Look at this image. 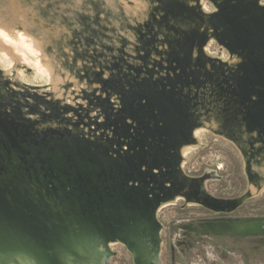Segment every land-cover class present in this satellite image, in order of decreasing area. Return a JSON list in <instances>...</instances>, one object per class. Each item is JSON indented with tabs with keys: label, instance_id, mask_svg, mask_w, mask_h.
<instances>
[{
	"label": "rangeland",
	"instance_id": "374dc122",
	"mask_svg": "<svg viewBox=\"0 0 264 264\" xmlns=\"http://www.w3.org/2000/svg\"><path fill=\"white\" fill-rule=\"evenodd\" d=\"M218 1L84 0L77 8L75 0H0V29L21 56L19 61L0 59V197L14 201L12 210L26 218L37 213L41 219L35 224L47 234L60 225L59 215L45 205L47 198L62 212L60 235L67 243L72 239L78 251H103L97 232L108 236L117 225L115 234L130 230L125 199L130 183L142 184L131 176L147 175L149 166L137 163L145 159L148 145L173 146L182 139L177 127L187 130L204 117L216 115L221 129L229 131L247 123L254 106L239 101L244 86L236 79L258 82L264 56L254 51L252 37L264 36V24L255 28L252 22L258 25L263 13L253 1L231 0L241 19L250 20L251 14L252 21L229 25L223 21L228 3ZM24 29L34 32L35 40ZM215 32L218 36H212ZM220 37L245 47L230 51ZM261 84L254 89L264 90ZM183 108L188 109L184 122ZM243 129L240 144L204 126L195 130L197 142L181 148V166L183 174L206 179L214 196L242 198L251 192L237 215L264 221V143L251 144V138L264 135L247 124ZM170 158L166 170L172 169ZM45 211L47 217L40 215ZM205 215V208L185 207L182 199L163 202L156 255L129 240L108 238L109 264L151 258L161 264H264V224L245 235H198V225H190L198 234L184 231L188 220ZM59 252L74 264V253ZM25 257L19 255L22 262Z\"/></svg>",
	"mask_w": 264,
	"mask_h": 264
},
{
	"label": "water",
	"instance_id": "95a60500",
	"mask_svg": "<svg viewBox=\"0 0 264 264\" xmlns=\"http://www.w3.org/2000/svg\"><path fill=\"white\" fill-rule=\"evenodd\" d=\"M232 1L226 0V4L228 3L226 11L229 12L230 14L229 13L227 15L225 14L223 16V21L228 22L229 25L234 23L235 21H238L239 23H246L247 21L249 22L252 21L251 14H250V17H251L250 20L245 21L244 19H241V15H240L241 13L235 11V8L231 4ZM251 1L255 2V7L258 8L263 13V18L261 21L257 23L258 25L255 26V24L252 22V25L255 28H258L259 25L264 24V9L258 6L257 1L255 0H251ZM229 17L232 18L230 21H229ZM215 35L218 36L217 32L212 34V36H215ZM224 36L228 40L232 38V36L227 32L225 33ZM208 37L209 36H206L205 38L206 40L204 41V44L207 43L209 39ZM263 37L264 36L262 35V33L259 34L258 37H252V43L254 46L253 49L256 52V54H263L264 56V49L260 47V45L264 43ZM219 40L224 42L228 46L230 51H233V52L236 51L235 49L231 48V45L227 44L222 37H220ZM199 48L202 49V45ZM260 62L258 61L256 64H260ZM228 64L229 63H227V65ZM251 66H255V65H251ZM241 67L242 66L239 67L240 70L242 69ZM245 68H246V65H245ZM249 69L250 68L248 66V70ZM256 76H257L258 82L260 81L259 83L254 78H253V81L252 79L245 80V78L243 80L237 79V81L240 87L244 86V91H242L241 93L247 96L246 101L244 102V105L247 106L248 102H250V104H253L254 110L255 109L257 110V113L252 117V121L254 122V124H251L252 126H255L256 128H250L251 125L250 126L248 125L249 130L255 131L258 128L263 127L262 133L264 134V90L263 92L261 91V94L263 97L260 102H258L257 99L254 100L253 98L257 96L255 93V89H254L255 84L262 85L261 83H264V67L260 66V69L257 71ZM250 84H254L253 85L254 90H250V86H249ZM183 109L185 110V114H184L185 116L183 120L184 122L185 120H187L188 112L186 110L188 109L186 108H183ZM175 114L176 113H174V115ZM175 116L177 117V115ZM180 124H182V122ZM258 124H260V126ZM177 126L179 125H176L175 127ZM191 127H193V125H191L190 127L187 126L186 127L187 131H190ZM240 127H241L240 125H236V127H233L234 130L233 128L232 129L229 128L231 131H227L228 133L224 130H221V133H223L224 135H227L232 140H234L236 143L240 144V141L237 139L238 136H235L236 129L240 130ZM180 128H182V126H180ZM177 129L179 128L177 127ZM191 135H192L191 132H187L186 134H184V136L182 134H179V137L180 136L182 137L180 141L184 142V141H188L189 139H194V137L193 136L191 137ZM239 146L241 147V145ZM141 163L146 164V160L145 159L142 160ZM44 201H46L45 205L48 206L47 209L51 210L49 212L53 213L52 215H59L58 223L60 224V225L54 224L53 226H51L47 234L42 232L44 227L40 230L41 226L39 225L37 226L35 224L36 222H40V219H41L40 216L37 215V213L31 212L30 216H28L27 218L25 216L23 217V215H21L20 212L12 210V208L15 207L14 201H11L5 195H2L0 197V254H10V255L16 254V255H26L27 256V258L25 257L26 260L24 263H22L16 255L10 258L6 256V259L9 260L8 264H67L66 259H63L59 252V250H62V248L63 249L65 248L71 254L74 253L75 255V260L73 261L74 264H78L77 263L78 261L80 262V264H109V261L107 259V254H106V252L108 253L111 250L109 248L108 238L107 239L103 238L101 234H99V236L102 237L103 241L98 242L96 244L98 246H100L99 244H101V246H103L104 248L103 251L98 250V249L94 252L91 251L90 249H86V251L84 252L78 251L76 248H74L73 240L71 238H69L71 239V241H69L70 243H67L65 235L64 234L60 235L61 232L64 233L65 231V229L63 228L64 222L62 224L61 221H59L60 219L63 220V218H61L60 216L62 212H58L56 210L57 207L53 206V204L49 202L47 198H45ZM51 207H55V209ZM40 215L42 216L46 215L47 217L48 214L45 211V213L42 212V214ZM25 218L30 223L29 226L27 224V221L25 222L24 220ZM54 219H57V218L55 217ZM263 222L264 221H258V222L255 220L239 221V220L230 219V221L228 222L222 221L218 223H206L201 226L202 229H197V232L205 233V234L214 233V234H221V235H241V234L245 235V234L251 233L252 231L259 230L260 226H263L264 224ZM37 233H39L40 236H37L36 235ZM90 242L91 241L87 243H90ZM156 251L157 250H154V255H156ZM23 257L24 256H22V258ZM0 264H2L1 259H0ZM154 264H161V263L157 259H155Z\"/></svg>",
	"mask_w": 264,
	"mask_h": 264
},
{
	"label": "flooded vegetation",
	"instance_id": "af4514ba",
	"mask_svg": "<svg viewBox=\"0 0 264 264\" xmlns=\"http://www.w3.org/2000/svg\"><path fill=\"white\" fill-rule=\"evenodd\" d=\"M255 1L258 2V6H262V7L264 6L262 3H260V0H255ZM236 42H239V41L236 40ZM236 42L233 41L234 46ZM234 46H231V48L235 50L237 48L238 51L242 47V45H239V44H237V46L235 47ZM244 47L245 45L242 48ZM246 50L247 49H244V54L247 52ZM225 64H227V62H225ZM234 74L235 72L233 73V83L237 77V76H234ZM261 91L263 92L262 89L260 90L255 89V93L258 96V99H257L258 102H260L263 97L261 94ZM224 93L231 95L232 90L229 88H226ZM240 96L242 97V100L240 99L239 101L245 102L247 96L243 94ZM253 110L254 109H252V111ZM250 113L252 116L247 114V116L245 117L246 122H247L246 124L249 126L251 124H254L251 117H253L257 113V110L255 109L253 112H251L250 110ZM258 125L260 126V124ZM250 128H256V127L251 125ZM258 130L261 131L262 135H264L262 133L263 127L258 128ZM251 139H252L251 144H254L253 143L254 141L264 143V138L263 139L251 138ZM188 141H193V140L189 139ZM157 143L159 145H156V142H155V144L153 143L151 145H148L147 148H145L146 149V152H145L146 165L149 166L147 169V175H145L144 177H139L141 174L140 175L133 174L131 176L136 181L139 178L142 184L139 185V184L130 183L129 185H130L131 190L126 195L125 203L128 206L129 211H131V212H126L127 215L125 216L126 218L128 216L129 218H131V221L127 220L128 222H126V224H128L127 227L130 229L129 232L124 233V232L119 231L116 234L113 233V231L118 229L117 227L119 226L117 225L115 228L113 226L111 227V230L109 231L108 236H106L107 233L105 231L103 232L100 231L99 233L97 232V234H101L103 238H106V239L109 238L110 240L111 238L112 240H114L115 238H119L122 240L123 239L129 240L130 241L128 242L129 245L132 246L133 244H137L145 248L144 251L146 254L148 251L151 254L152 249L158 250V247L156 244H158V241L160 240L159 231L161 230L160 228L162 224L157 219V212L161 204L163 202L175 201V200L178 201L180 199L184 201L185 207L190 206V205H196L198 207L205 208L209 212L208 216L205 215L204 217L198 218V220L197 219L192 220V221H196L195 224L190 223L192 221L188 220L189 222L188 228L184 229V231L188 233H192V234L199 233L198 235H200V232L196 233L197 231L195 232L191 230L190 228H192V226L190 225H198L197 228L202 229L201 226L206 223H218L222 221L228 222L230 221V219L239 220V221H245L249 219V218H245V217H241L237 215V211L241 208L243 197L242 198H239V197L238 198H221V197L214 196L212 193H210V191L204 184V181L206 179H204L203 177H200V178L190 177V176H187V174L185 173L183 174V170H182L183 168L181 166L182 158L180 157L181 153L180 151H178L176 147L178 146L180 148V146L182 145V142L180 141V139L177 142L176 141L173 142V146H169L166 142L161 144L157 141ZM261 149L262 148H259V150ZM170 157H172L173 159L172 165H171L172 169L166 170L164 168L165 167L164 163H165V160H169L167 158H170ZM138 164L140 165L141 162L137 163V167L139 166ZM133 166L136 167V165H133ZM155 167L156 169H160V171L154 170ZM140 171H143V169L142 170L140 169ZM255 176L257 177L256 174ZM256 177L254 178V176H252L251 179L255 180ZM179 196H182V197H179ZM190 202H194V204L192 203L190 204ZM126 235H128V237H126ZM151 255L153 256V254ZM151 259H150V262L143 261L140 264H154V259L153 261H151Z\"/></svg>",
	"mask_w": 264,
	"mask_h": 264
},
{
	"label": "bare ground",
	"instance_id": "6f19581e",
	"mask_svg": "<svg viewBox=\"0 0 264 264\" xmlns=\"http://www.w3.org/2000/svg\"><path fill=\"white\" fill-rule=\"evenodd\" d=\"M1 21V20H0ZM2 22V21H1ZM4 25V24H3ZM21 26V25H20ZM27 27H29V26H27ZM2 28H5V30H7V28L5 27V25L2 27ZM15 28H17L18 30H20V27H18V26H16ZM9 30V29H8ZM17 30V32L15 31V33L14 34H16V33H19V31ZM24 30H26V29H24ZM34 31V30H33ZM26 32H28V34L29 35H26L27 37H28V39L30 40V38H32L33 40H35L33 37H35L36 35H35V33L34 32H32L30 29L29 30H26ZM37 33V32H36ZM38 34H39V32H38ZM41 34V33H40ZM23 36V35H22ZM25 36V35H24ZM37 37V36H36ZM7 38H8V35L7 34H5V32L2 30V29H0V59H2V60H5L6 62H8V60L10 59V60H21L20 59V57L21 56H19L18 54L16 55V53H15V51L14 50H18V48L16 47L17 45H16V43L15 44H13L11 41H9V40H7ZM12 38V37H11ZM39 38V37H38ZM37 38V39H38ZM3 39L4 40H7V41H3ZM27 40V39H26ZM32 42V41H31ZM11 44V45H10ZM16 45V46H15ZM44 45V44H43ZM21 46V45H20ZM38 47V46H37ZM20 48V47H19ZM39 48V47H38ZM19 52V51H18ZM43 54V53H42ZM44 57H46V56H44ZM9 60V61H10ZM21 63V62H20ZM45 66H48L49 67V65L47 64V63H45ZM45 69V68H44ZM196 110V108L194 109V111ZM215 116V117H214ZM213 117H211L210 119L208 118V119H206V117H204L203 118V122L200 124V125H196V126H193V127H191V129H190V131H187V130H183L182 131V129H178V130H181L179 133L178 132H176L177 134H182V135H184V134H186L187 132H191V134H192V136L194 137V139H192L193 141H184V142H182V145L180 146V148L178 147V146H176L177 147V149H178V151H180V153H181V148L185 145V144H187V143H189V142H194V143H196L197 142V139L195 138V136H194V132H195V130H197V129H199V128H203V126L204 127H207V128H210V129H212L214 132H216V133H221V126L218 124V121H219V119H218V117H216V115H214ZM177 117L179 118L180 117V119H181V115L180 114H178L177 115ZM217 118V119H216ZM245 124L246 123H244V125L243 126H245ZM243 126H242V128L240 127V130L238 129H236V134H235V136H238L237 137V139L240 141V143L241 142H243V139H244V136L242 137V135H244V133H243V131H244V129H243ZM224 131H229L228 130V127L226 128V129H223ZM184 133V134H183ZM223 134V133H222ZM176 136V135H175ZM246 137H248V136H246ZM180 138H182V137H180ZM227 138V137H226ZM173 142H175V140L173 141ZM175 144V143H174ZM177 144V143H176ZM185 148V147H184ZM187 148V147H186ZM189 149H190V147H189ZM186 150V149H185ZM180 157H182V155L180 154ZM264 164V163H263ZM256 175H258V174H256ZM264 186V185H263ZM264 188V187H263ZM251 195H253L251 192H249L246 196H244L243 198H246V197H248V196H251ZM177 198V197H176ZM175 198V199H176ZM242 198V199H243ZM173 200V199H172ZM191 203V202H190ZM96 239V238H95ZM113 243V242H112ZM101 245V244H100ZM103 247V246H102ZM146 254V253H145ZM14 255H16V254H14ZM14 255H10V254H0V259H1V263L2 264H8L9 263V260L8 259H6V256H8L9 258L10 257H12V256H14ZM18 258H19V255H16ZM62 256V258H67L68 256L67 255H61ZM21 258V257H20ZM19 258V260L21 261V259ZM22 262V261H21ZM22 263H24V262H22Z\"/></svg>",
	"mask_w": 264,
	"mask_h": 264
},
{
	"label": "snow or ice",
	"instance_id": "6c2138e0",
	"mask_svg": "<svg viewBox=\"0 0 264 264\" xmlns=\"http://www.w3.org/2000/svg\"><path fill=\"white\" fill-rule=\"evenodd\" d=\"M83 2L84 0H75V7L78 8ZM146 2H148V0H146ZM65 51H67V49H65Z\"/></svg>",
	"mask_w": 264,
	"mask_h": 264
}]
</instances>
